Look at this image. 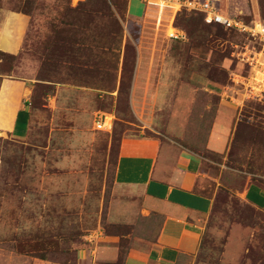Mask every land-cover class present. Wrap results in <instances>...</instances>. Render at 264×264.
I'll return each instance as SVG.
<instances>
[{
  "label": "rangeland",
  "instance_id": "rangeland-1",
  "mask_svg": "<svg viewBox=\"0 0 264 264\" xmlns=\"http://www.w3.org/2000/svg\"><path fill=\"white\" fill-rule=\"evenodd\" d=\"M169 1L161 13L132 0H0L29 20L21 53L0 52V85L27 83L33 116L26 139L0 136V264H85L81 237L97 228L123 140L138 137L204 160L213 211L199 251L177 264H264V211L242 196L264 185V47L187 6L264 24V0ZM101 113L112 130L98 128ZM68 157L88 159L91 177L83 214L71 216L57 184ZM123 252L111 264H125Z\"/></svg>",
  "mask_w": 264,
  "mask_h": 264
},
{
  "label": "crops",
  "instance_id": "crops-1",
  "mask_svg": "<svg viewBox=\"0 0 264 264\" xmlns=\"http://www.w3.org/2000/svg\"><path fill=\"white\" fill-rule=\"evenodd\" d=\"M151 1L132 0L131 7L156 8L163 13L165 8L159 2H170ZM28 30L27 17L0 9V52L21 53ZM29 92L30 87L23 81H1L0 136L27 138L33 117L28 107ZM107 115L99 114L96 124L104 122V129L112 130L113 118ZM123 141L114 184L108 196L105 191L98 199L97 228L89 236H80V241L85 242L79 250L82 262L116 263L125 251V264H177L183 256L196 254L214 207V198L200 185L203 158L170 140L138 137ZM84 143L81 142L83 148L87 145ZM82 152L83 158L85 150ZM86 161L89 162L68 157L59 162L60 167H67L57 181L64 195L65 216L83 214L85 210L77 206L87 199L90 188ZM242 196L248 204L264 211V185L252 182ZM127 229L130 233L120 234ZM122 239L128 240L127 249L119 245Z\"/></svg>",
  "mask_w": 264,
  "mask_h": 264
},
{
  "label": "built area",
  "instance_id": "built-area-1",
  "mask_svg": "<svg viewBox=\"0 0 264 264\" xmlns=\"http://www.w3.org/2000/svg\"><path fill=\"white\" fill-rule=\"evenodd\" d=\"M187 6L192 10H197L204 13L205 21L208 24H218L225 29L237 30L240 33H244L249 37H252L253 40H255L257 43H260L264 47V24L262 22L248 25L247 23H244V21L227 17L221 14L212 3L207 1L190 2L187 4ZM105 127L106 126L104 122L98 123V128L104 129Z\"/></svg>",
  "mask_w": 264,
  "mask_h": 264
},
{
  "label": "trees",
  "instance_id": "trees-1",
  "mask_svg": "<svg viewBox=\"0 0 264 264\" xmlns=\"http://www.w3.org/2000/svg\"><path fill=\"white\" fill-rule=\"evenodd\" d=\"M215 25H218V24H215ZM218 26H220V25H218ZM221 27V26H220ZM223 28V27H222Z\"/></svg>",
  "mask_w": 264,
  "mask_h": 264
}]
</instances>
